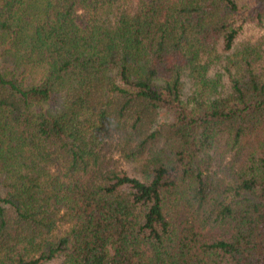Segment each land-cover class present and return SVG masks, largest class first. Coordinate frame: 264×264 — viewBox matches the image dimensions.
<instances>
[{"label": "trees", "instance_id": "obj_1", "mask_svg": "<svg viewBox=\"0 0 264 264\" xmlns=\"http://www.w3.org/2000/svg\"><path fill=\"white\" fill-rule=\"evenodd\" d=\"M247 25L264 0H0V264H264Z\"/></svg>", "mask_w": 264, "mask_h": 264}, {"label": "rangeland", "instance_id": "obj_2", "mask_svg": "<svg viewBox=\"0 0 264 264\" xmlns=\"http://www.w3.org/2000/svg\"><path fill=\"white\" fill-rule=\"evenodd\" d=\"M264 36V27L259 28L253 25H247L243 29V33L241 35V40L243 41H251V42H258L259 38ZM184 96H187V92L184 91L183 93ZM114 161H116V166L119 167L120 169H123L125 171H128L129 173L135 172V165H128L124 164L122 161L119 160L118 156L113 157Z\"/></svg>", "mask_w": 264, "mask_h": 264}]
</instances>
